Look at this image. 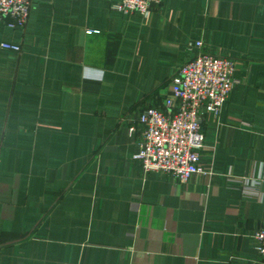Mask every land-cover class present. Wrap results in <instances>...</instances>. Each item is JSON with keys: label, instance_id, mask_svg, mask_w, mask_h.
I'll return each mask as SVG.
<instances>
[{"label": "crops", "instance_id": "1", "mask_svg": "<svg viewBox=\"0 0 264 264\" xmlns=\"http://www.w3.org/2000/svg\"><path fill=\"white\" fill-rule=\"evenodd\" d=\"M33 0L0 22V264H264V0ZM202 41L236 60L185 184L132 160L146 106ZM191 48V49H190ZM131 127L135 131L129 132Z\"/></svg>", "mask_w": 264, "mask_h": 264}, {"label": "built area", "instance_id": "2", "mask_svg": "<svg viewBox=\"0 0 264 264\" xmlns=\"http://www.w3.org/2000/svg\"><path fill=\"white\" fill-rule=\"evenodd\" d=\"M33 0H0V22L23 31L28 23ZM163 0H121L114 9L122 14L148 17ZM197 53L171 78L164 108L146 106L138 116L142 133L139 149L132 155L144 172L165 174L185 184L195 175L209 174L201 164L205 135L201 126L204 113L218 116L234 87L236 60L211 54L197 41ZM0 49L19 54L20 45L1 43ZM191 49V48H190ZM135 127H131L132 134ZM256 250L264 261V225L254 234Z\"/></svg>", "mask_w": 264, "mask_h": 264}]
</instances>
